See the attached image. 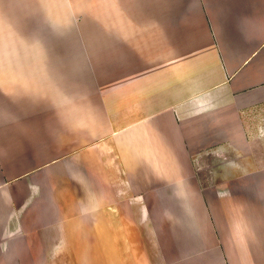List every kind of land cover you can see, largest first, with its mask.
Instances as JSON below:
<instances>
[{"label": "crops", "instance_id": "crops-1", "mask_svg": "<svg viewBox=\"0 0 264 264\" xmlns=\"http://www.w3.org/2000/svg\"><path fill=\"white\" fill-rule=\"evenodd\" d=\"M88 1L0 0V264H264V0Z\"/></svg>", "mask_w": 264, "mask_h": 264}, {"label": "rangeland", "instance_id": "rangeland-1", "mask_svg": "<svg viewBox=\"0 0 264 264\" xmlns=\"http://www.w3.org/2000/svg\"><path fill=\"white\" fill-rule=\"evenodd\" d=\"M71 1L72 0H68V2H70L71 3ZM87 1V0H86ZM93 2H94V0H92ZM88 2H90L91 4H93V2H91V1H88ZM117 2L119 3L118 4V7L116 8V9H113V13H119V14H124V0H117ZM95 6H94V8H96L97 10H94V13H104L105 12V10H104V8H103V6H100V3H101V0H95ZM72 8V7H71ZM93 8V9H94ZM68 10V8L66 9V11ZM67 13V12H66ZM120 70V69H119ZM119 70H117V69H113V73L115 74V73H119L120 71ZM107 71H109L108 69H107ZM119 77V76H118Z\"/></svg>", "mask_w": 264, "mask_h": 264}]
</instances>
